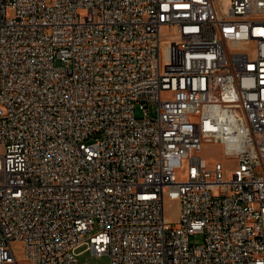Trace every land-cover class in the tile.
<instances>
[{"label": "built area", "instance_id": "1", "mask_svg": "<svg viewBox=\"0 0 264 264\" xmlns=\"http://www.w3.org/2000/svg\"><path fill=\"white\" fill-rule=\"evenodd\" d=\"M81 247L264 264V0H0V264Z\"/></svg>", "mask_w": 264, "mask_h": 264}, {"label": "rangeland", "instance_id": "2", "mask_svg": "<svg viewBox=\"0 0 264 264\" xmlns=\"http://www.w3.org/2000/svg\"><path fill=\"white\" fill-rule=\"evenodd\" d=\"M59 65L57 61L55 63ZM149 115L154 117L157 115V106L156 104H150L148 107ZM142 112L136 111V116L141 117ZM200 155L205 158L209 163L210 162H221L224 165H230L231 161L225 158L223 153L222 146L216 143H204L202 146V151ZM165 214L168 220L172 223L177 221L179 214V204L176 201L166 199L165 201ZM191 244H200L202 243L201 235H192L189 237ZM85 247H81L77 250V253H80L77 258L79 262H89V263H98V264H109V258L107 255L96 256L91 253V251L85 250Z\"/></svg>", "mask_w": 264, "mask_h": 264}]
</instances>
